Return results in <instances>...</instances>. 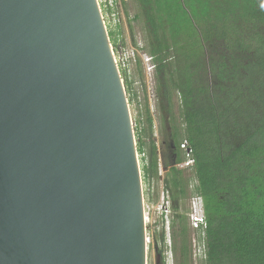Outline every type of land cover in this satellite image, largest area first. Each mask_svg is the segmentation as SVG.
Segmentation results:
<instances>
[{"label":"water","instance_id":"95a60500","mask_svg":"<svg viewBox=\"0 0 264 264\" xmlns=\"http://www.w3.org/2000/svg\"><path fill=\"white\" fill-rule=\"evenodd\" d=\"M147 242L98 0H0V264H148Z\"/></svg>","mask_w":264,"mask_h":264},{"label":"trees","instance_id":"16d2710c","mask_svg":"<svg viewBox=\"0 0 264 264\" xmlns=\"http://www.w3.org/2000/svg\"><path fill=\"white\" fill-rule=\"evenodd\" d=\"M135 2L132 42L137 46L131 22L143 20L144 52L156 66L162 130L171 127L175 144L170 158L161 156L146 100L144 127L136 129L137 150L151 204L160 201V165L168 170L164 183L177 264H195L193 229L188 213L180 210L184 200L197 195L207 219L206 260L200 264H264V0ZM109 37L116 51L115 33ZM137 63L139 68L140 59ZM122 75L132 103V82L125 70ZM166 115L172 117L168 126ZM184 142L193 152L192 177L176 167L185 159L184 153L175 158ZM161 240L166 241L164 232ZM164 249L159 254L166 264Z\"/></svg>","mask_w":264,"mask_h":264},{"label":"rangeland","instance_id":"374dc122","mask_svg":"<svg viewBox=\"0 0 264 264\" xmlns=\"http://www.w3.org/2000/svg\"><path fill=\"white\" fill-rule=\"evenodd\" d=\"M127 7L130 16L129 18L126 16L125 10L121 6H118L117 8L116 18H109L108 20L105 18L107 20L106 23H107L108 32L115 33V37L117 38L118 49H116V51L114 50V52L119 62L121 56H124L126 50L131 49L134 46L132 42V33L130 29V20L134 19V16L137 14L138 11L135 0H131L128 3ZM131 25L133 27L136 40L137 41L141 40V42L143 43L144 33H145V25L143 20L132 21ZM120 64L123 63L120 62ZM139 68H138V63L134 66L132 62L127 68H121V73L122 70L123 71L125 70L129 74L128 76L130 78V81L132 82L133 90L131 95L134 98V102L132 103L129 102V103H130L131 115L133 119L135 136H136V129L138 128L139 130H141L144 127V125L141 124L140 122L143 123L144 121L142 115H144L145 105L147 100L148 101L147 104L150 106V110L154 117V137H156L157 145L160 146L161 148L160 145L162 141L161 133H164L165 129L162 130L163 128L162 124L164 123V120L161 115L162 111L159 109V97L157 94L158 80L155 76V73L154 74L147 73L146 66L142 62V60H141V66ZM128 99L130 101V98ZM172 113L174 114L173 115L174 122L177 124L178 117L181 118L180 99L177 95L173 99ZM170 118H172L171 115ZM168 133H170V131ZM136 141H137V137H136ZM139 158H140V166L142 171V158L140 157V154H139ZM184 170H185V176L192 177L191 169H184ZM167 174H168V170L162 166V171L160 174L161 179L159 182L160 196H162V190L163 189L166 190L164 181L167 178ZM190 183H191L190 185H192L191 188H193L195 182L192 180ZM143 190H144L145 206H147V208L145 209V213L147 217L146 224H147V238H148V242H147L148 264H156L157 255L159 253L158 250L163 248H165L164 252H165L166 261L171 259L174 261V264H177V259L172 251V247L174 245V241L172 238L173 229H172V220H171L173 213L171 217L168 216V218L165 221H163L160 212L157 210V207H155L157 204H151L148 200V196L145 192L147 190V187L145 185L144 180H143ZM193 198L194 197L191 198L188 197V199L184 200L181 203V210H180L181 213L183 214L189 213ZM163 232L165 233V237H166L165 243H163L161 240V236ZM191 236L193 241L198 238V235L194 230L191 231ZM193 241H192V249H193V245L196 244ZM195 262L196 264H200L202 261L198 258L197 261Z\"/></svg>","mask_w":264,"mask_h":264},{"label":"built area","instance_id":"2783aa9c","mask_svg":"<svg viewBox=\"0 0 264 264\" xmlns=\"http://www.w3.org/2000/svg\"><path fill=\"white\" fill-rule=\"evenodd\" d=\"M130 1L131 0H98L104 22L106 23L109 18H116L118 6H121L122 8H124V6L128 4ZM115 58H116L119 68L120 67L127 68L131 62L135 66L138 60L141 58L142 62L146 66L147 73L148 74L155 73L156 66L153 62V58L144 52V43H142L141 40L137 41V46H133L131 49L126 50V52L124 53V56H121L120 62H122L123 64H120L116 55H115ZM181 150L184 153L185 159L183 160V162L177 164L176 167L178 169H192L194 165L192 149L189 147L187 142H184L181 145ZM140 157L142 158V155H140ZM161 171H162V165H160V174H161ZM171 205L172 204H171L170 194L167 190L163 189L162 196H160V201L155 206L157 207V210L160 212L163 221H165L168 218V216L169 217L172 216ZM146 208L147 206H145V209ZM188 218H189V223L192 229L196 233L199 232L200 235L202 236L201 239L197 238L193 241L194 243H196L195 245H193V255H194L195 261H197L198 258L201 261H205L206 260V245L204 243V240H205L204 236H205V229L207 228V219H206V214H205L204 201L201 196L197 195V196H194V198L192 199V204H191L190 211L188 213ZM146 220H147V217H146ZM200 235H199V238H200ZM167 264H174V262L173 260L170 259L168 260Z\"/></svg>","mask_w":264,"mask_h":264},{"label":"flooded vegetation","instance_id":"af4514ba","mask_svg":"<svg viewBox=\"0 0 264 264\" xmlns=\"http://www.w3.org/2000/svg\"><path fill=\"white\" fill-rule=\"evenodd\" d=\"M170 108H171V106L169 107V109ZM165 117H166L165 123L168 126V121L171 120L170 115L169 116L166 115ZM169 131H170V133H168ZM171 132H172L171 127H167V129L165 130V132L164 133H161L162 141H161V144H160L161 145V148L159 146V149H160L161 156L166 157V158H170L171 155H172L171 149H175L174 141H173V139H171V135H170ZM168 142H169V144H168ZM170 147H171V149H170ZM162 148H163V152H161ZM182 153L183 152H179L178 154H175V158H177L178 156H180ZM192 256H193V260H195L194 255H193V251H192ZM156 264H163L162 256L159 253L157 255V262H156ZM195 264H196V262H195Z\"/></svg>","mask_w":264,"mask_h":264},{"label":"clouds","instance_id":"9594fccd","mask_svg":"<svg viewBox=\"0 0 264 264\" xmlns=\"http://www.w3.org/2000/svg\"><path fill=\"white\" fill-rule=\"evenodd\" d=\"M168 261H166V264H167Z\"/></svg>","mask_w":264,"mask_h":264}]
</instances>
